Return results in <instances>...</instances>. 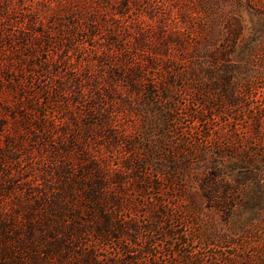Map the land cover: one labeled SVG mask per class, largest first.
Segmentation results:
<instances>
[{
    "label": "rangeland",
    "instance_id": "rangeland-1",
    "mask_svg": "<svg viewBox=\"0 0 264 264\" xmlns=\"http://www.w3.org/2000/svg\"><path fill=\"white\" fill-rule=\"evenodd\" d=\"M241 3L228 2L221 16H239L249 28L252 15ZM175 21L166 0H0V222L7 246L29 228L45 230L43 207L55 191L92 169L122 175L120 197L138 204L132 214H116L120 223L136 222L129 236L99 242L88 233L64 258L49 253L42 236L0 256V264H82L79 256L91 250L97 264H264V113L261 140L252 138L250 125L255 108L264 106L263 78L244 84L251 88L242 97L238 83L220 91L181 66L183 81L166 84L175 108L168 114L160 90L151 105L126 83L134 70L142 84L161 88L165 75L145 58L162 31H183ZM240 44L227 53L237 63L235 79ZM222 63L209 58L210 73L223 71ZM227 93L240 94L250 113L228 107ZM198 100L210 110L202 112ZM250 172L252 178L240 179ZM154 205L158 220H151ZM168 228L175 239L164 235Z\"/></svg>",
    "mask_w": 264,
    "mask_h": 264
},
{
    "label": "trees",
    "instance_id": "trees-1",
    "mask_svg": "<svg viewBox=\"0 0 264 264\" xmlns=\"http://www.w3.org/2000/svg\"><path fill=\"white\" fill-rule=\"evenodd\" d=\"M166 1L176 10L175 22H177L178 27L183 28V31L176 30L171 34H165L162 31L156 38L158 48L151 49L149 55L145 58L148 68H155L165 75L164 80L161 81L165 86L161 84V88L158 89L154 83L148 81L144 85L142 84L144 80L142 72L131 70L127 74V78L125 77L130 92L140 95L139 97L142 96L151 105H156L158 102L155 100L161 97L163 101L168 103V107L165 108L163 114H168L173 112L175 108L171 105L172 96H168L165 92L166 84L181 83L183 81L182 75L184 73L179 72L181 66L187 68L190 75L199 77L196 81L201 83L200 85L211 80L214 86L217 87L216 89L220 91L233 90L237 88L238 83L242 97H245V91L251 88L249 85L244 88V84H251L261 78L263 79L260 81L264 82V0H244L252 15L249 28H246L239 16L238 18L232 15H229L228 18H222L221 16V13L224 12L222 10L228 2L236 1L239 5L242 0ZM202 18L207 19V24L202 23L200 25L199 20ZM244 31L248 32L249 36L247 38L243 35ZM238 40L241 42L238 45V51L241 53L238 59V71L240 69L242 71L238 72V79H235L232 74L234 72H231V69H234L237 63L232 62L227 53H235ZM228 47L229 49H227ZM172 51L173 53H171ZM158 57L164 58L159 61ZM209 58L214 60L216 66L218 60L221 59L224 62L222 63L224 70H219L216 75H212L213 73H210L208 68ZM246 75H249V77L246 78ZM159 90L161 96H159V92V97L155 96L154 93ZM239 95L227 93L224 95V100L228 107L238 106L240 111L249 114L251 107L245 108L243 98ZM198 101L202 112L206 113L209 109L206 101ZM255 110L258 114L250 117L251 133L253 134L252 138L259 141L261 140L258 135L263 123L264 106L255 108ZM200 119L203 120L202 115ZM166 121L169 122L171 119ZM186 163L188 162L186 161ZM238 163L242 165L244 162L239 161ZM152 165L156 171L163 170L161 160L159 162L156 160L155 164ZM130 166L125 164L122 167L131 170ZM135 166L134 169L138 170L141 164L138 163ZM250 175L251 172L247 176L244 174L240 179L252 178ZM124 180V177L120 174L92 169V173H89L86 179H79L77 182L71 180L67 183L64 181L65 185L57 189L55 196L43 207L44 215L43 218L41 217V223L45 230L39 231L29 228V234L25 238L21 235H15V240L10 241L13 243L7 246L8 235L2 231L5 229L3 226L6 225L0 222V236L3 237V248H0V256L5 258L9 253L14 255L15 250L23 251L27 248L28 242L39 240L43 236L49 253L58 256V258H64L63 253L70 249V245L75 246V244L81 243L83 237L88 233H93L97 241L104 242L109 238L119 239L121 236H129L127 233L130 230L136 232L138 226L135 221L130 220L124 224L116 219V214L120 210L132 214L138 207L133 199L120 197L123 195ZM111 187L115 190L114 194H110L108 191ZM152 188L159 190V185L154 184ZM133 190L134 193L141 196V186L135 184ZM107 205L112 206L110 212L106 210ZM158 209L159 207L156 205L151 207V210L155 212H153L155 216L154 218L151 217V220L160 218ZM147 210L150 211V208H147ZM36 231L38 232L36 233ZM164 235L169 240L175 239L177 236L170 228L164 232ZM26 240H28L27 243ZM130 241H133L132 238ZM4 246L7 247L4 248ZM123 249H126V247H123ZM29 259L34 262L37 261L35 256H30ZM79 259L82 264H97L98 256L95 250H91L87 254L80 255ZM110 263L123 264L117 261H110Z\"/></svg>",
    "mask_w": 264,
    "mask_h": 264
}]
</instances>
